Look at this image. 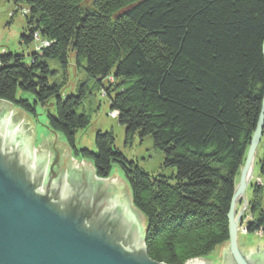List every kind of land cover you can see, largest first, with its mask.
<instances>
[{
    "label": "trees",
    "instance_id": "1",
    "mask_svg": "<svg viewBox=\"0 0 264 264\" xmlns=\"http://www.w3.org/2000/svg\"><path fill=\"white\" fill-rule=\"evenodd\" d=\"M13 2L30 11L22 44L38 33L51 45L31 65L0 55V100L17 103L18 90L33 95L35 106L17 104L32 115L38 106L51 107L53 130L77 150L76 134L91 125L95 92L113 75L111 108L125 145L150 140L162 156L161 174L121 154L112 131L99 133L97 153L84 155L101 180L116 165L125 174L133 204L149 223L151 260L185 264L228 242L236 179L264 98V0ZM72 56L84 79L66 97ZM258 204L254 211L261 213ZM258 228L264 230V214L251 231Z\"/></svg>",
    "mask_w": 264,
    "mask_h": 264
},
{
    "label": "water",
    "instance_id": "2",
    "mask_svg": "<svg viewBox=\"0 0 264 264\" xmlns=\"http://www.w3.org/2000/svg\"><path fill=\"white\" fill-rule=\"evenodd\" d=\"M17 103L0 100V264H165L149 257V223L133 204L130 185L114 171L107 180L96 178L95 167L60 154L51 138L35 148L38 118ZM263 130L264 105L222 264H264V251L248 259L238 251L234 221Z\"/></svg>",
    "mask_w": 264,
    "mask_h": 264
},
{
    "label": "rangeland",
    "instance_id": "3",
    "mask_svg": "<svg viewBox=\"0 0 264 264\" xmlns=\"http://www.w3.org/2000/svg\"><path fill=\"white\" fill-rule=\"evenodd\" d=\"M93 2H89L86 5L91 6ZM30 11L28 7L24 5H15L13 0H0V55H18L25 58L28 65L32 64V58L36 55H41L44 49L50 47L51 42L41 37L40 34H35V40L30 45L22 44V36L30 35V29L28 27V18ZM25 22L27 25H25ZM2 32H4L2 34ZM71 55V54H70ZM54 69L53 64H51ZM69 81L66 83L64 90L62 89V95L69 97L76 95L79 84L84 79L82 75L75 68V61L73 56L70 60L68 67ZM116 82L115 77L112 75L104 80V88L95 92L93 102L91 104L92 121L91 125L79 131L76 134V149L69 145L67 137L59 132L53 130L49 119L52 114V109H44L42 106H38L36 110V116L38 121L35 125L33 132V146L39 148L44 144L48 138H51L54 145L60 154L70 155L77 159L79 166L92 165L94 161L91 157H86L84 152L97 153L96 139L101 132L112 131L116 138L115 147L120 151L128 160L138 162L141 168H143L148 174L158 176L161 174L162 169V156L152 150V144L150 140L141 141L138 137L135 139L131 146L125 145V129L120 125L119 113L112 110V101L116 97V90L114 85ZM119 83V82H118ZM113 88V89H112ZM115 92V93H113ZM26 94V95H25ZM121 94V91L120 93ZM29 101L30 106L34 105V96L21 90L16 93V102ZM264 102L262 103L263 108ZM90 106V105H89ZM262 113V111H261ZM53 119H57L54 115ZM260 117L258 118V124L260 123ZM50 126V127H49ZM42 127L46 129V132L42 131ZM258 129V125L256 131ZM92 131V132H90ZM255 133L253 134V136ZM90 138V143L86 142L82 144L84 138ZM253 138V137H252ZM251 138V141H252ZM250 141V145H251ZM249 145V150H250ZM246 150L249 151V150ZM248 156H245L244 162L241 165L237 179L235 192L232 199V204L236 193L241 188L242 177L247 166ZM264 160V130L261 136V142L259 148L254 156L253 164L250 165V170L246 174L245 192L239 197V201L236 205V214L234 216L235 224H237V249L239 252L246 255L248 258H253L260 252L264 251V230L258 228L255 231H251L252 227H256L259 214H264V173L262 172V162ZM113 171L118 173L119 176L129 184L123 171L116 165L113 166ZM255 172V173H254ZM254 174V175H253ZM95 176L96 169H95ZM107 180V179H106ZM259 203V204H258ZM230 207V212L232 208ZM260 206L258 209L261 213L254 211L255 205ZM229 227L231 228L230 213L228 215ZM231 249V230L229 241L222 246L216 247L206 257H200L209 264H222L224 254L227 250ZM190 261V260H189ZM187 261L186 263H188ZM185 263V264H186Z\"/></svg>",
    "mask_w": 264,
    "mask_h": 264
},
{
    "label": "bare ground",
    "instance_id": "4",
    "mask_svg": "<svg viewBox=\"0 0 264 264\" xmlns=\"http://www.w3.org/2000/svg\"><path fill=\"white\" fill-rule=\"evenodd\" d=\"M91 2H92V1H90V3H91ZM86 4H87V3H86ZM25 25H27L26 22H25ZM3 33H4V32H2V34H3ZM113 83H114V82H113ZM25 95H26V94H25ZM28 96H29V94H28ZM28 102H29V101H28ZM263 102H264V98H263ZM49 127H50V126H49ZM42 131L46 132V129L42 127ZM90 132H92V131H90ZM255 133H256V131H255ZM90 140H91L90 138H86V137H85V138L83 139V141H82V144L85 145L86 142H89V143H90ZM124 140H125V139H124ZM37 148H38V147H37ZM258 148H259V145L257 146L256 152H257ZM248 150H249V149H248ZM249 151H250V150H249ZM249 151H247V152L245 153L246 156H248ZM256 152H255V154H256ZM254 173H255V172H254ZM253 175H254V174H253ZM98 179H99V178H98ZM222 245H223V244H222ZM222 245H221V246H222ZM202 259H203V258H202Z\"/></svg>",
    "mask_w": 264,
    "mask_h": 264
}]
</instances>
